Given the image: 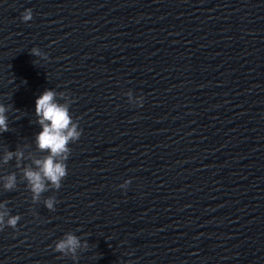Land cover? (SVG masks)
<instances>
[{"label":"clouds","instance_id":"9594fccd","mask_svg":"<svg viewBox=\"0 0 264 264\" xmlns=\"http://www.w3.org/2000/svg\"><path fill=\"white\" fill-rule=\"evenodd\" d=\"M23 22H28L33 19V11L27 8L21 15ZM31 55L41 57L46 55L40 51L39 48H32ZM62 99L65 96L64 92L57 93L55 90H45L35 100V113L39 118L38 123L42 127V131L36 136L37 147L41 151L47 150L49 154L44 159H36L33 163L36 165V170L32 167L24 169V177L27 181L29 190L31 191L34 202L40 200L41 194L49 190V185L52 189L59 190L62 186L63 179L68 175L67 164L71 148L69 144L75 143L82 135V129L79 127L78 120H74L70 113V103H59L57 96ZM143 104V97H141V104ZM11 106H6L0 103V133L7 132L8 117L6 112ZM16 158L19 162L23 158V152L17 150L16 152L8 151L4 156V162ZM5 179L4 188L7 191H12L16 186L15 174H10ZM131 180H126L121 188H127ZM57 203L55 197H49L44 201L45 207L54 211V205ZM7 217V219H5ZM21 219L19 215H11L9 210L0 211V231L6 226L13 229L16 228L18 221ZM80 238L71 233L64 235L62 239L55 242L54 251L62 254V256H69L73 260L77 259V251L81 249ZM85 250L88 249V244H83Z\"/></svg>","mask_w":264,"mask_h":264}]
</instances>
